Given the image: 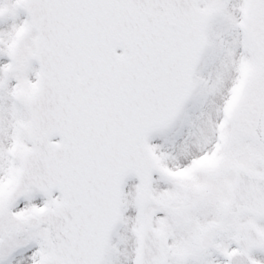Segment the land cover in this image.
<instances>
[{
	"label": "snow or ice",
	"instance_id": "obj_1",
	"mask_svg": "<svg viewBox=\"0 0 264 264\" xmlns=\"http://www.w3.org/2000/svg\"><path fill=\"white\" fill-rule=\"evenodd\" d=\"M0 264H264V0H0Z\"/></svg>",
	"mask_w": 264,
	"mask_h": 264
}]
</instances>
